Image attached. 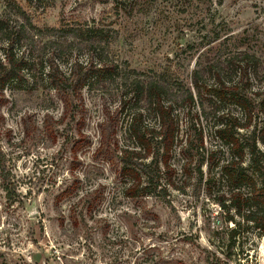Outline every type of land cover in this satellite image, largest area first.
<instances>
[{
	"label": "rangeland",
	"instance_id": "374dc122",
	"mask_svg": "<svg viewBox=\"0 0 264 264\" xmlns=\"http://www.w3.org/2000/svg\"><path fill=\"white\" fill-rule=\"evenodd\" d=\"M17 10L23 16L14 17ZM0 14L41 31L15 50L28 77L0 98V264H212L208 241L226 223L200 161L218 145L213 125L241 112L227 100L198 98L192 81L209 86L219 74L237 82L228 59L255 55L258 68L239 88L249 86L252 125L264 126V0H0ZM49 42L64 74L73 60L101 58L108 69L64 103L41 73ZM133 81L167 88L178 134L173 187L127 198L119 169L121 151L135 149L129 118L140 112L143 126H156L143 97H131ZM199 134L204 149L196 151ZM227 243L224 264H264V231L240 222Z\"/></svg>",
	"mask_w": 264,
	"mask_h": 264
},
{
	"label": "trees",
	"instance_id": "16d2710c",
	"mask_svg": "<svg viewBox=\"0 0 264 264\" xmlns=\"http://www.w3.org/2000/svg\"><path fill=\"white\" fill-rule=\"evenodd\" d=\"M20 14L21 11L17 10L14 17ZM40 32L27 18L10 20L0 14V98L3 97L6 86L28 77L23 53L18 55L15 50L25 47L26 39L31 34L38 36ZM52 45V42L48 43L51 52L42 62L43 65L40 64L41 73L48 88L62 97L64 103L79 98L89 81L98 79L102 72L108 69L101 58L95 61L91 59L85 63L73 60L67 74H64L55 61L56 55L52 52ZM258 61L255 55L248 53H239L228 59V64L239 75L237 82L221 81L219 74L216 76L217 81L209 86L198 83L195 79L192 81V88L198 98L204 94L218 103L227 100L241 112L239 119L232 117L213 125L211 138L216 140L218 145L214 146L212 151L206 152L205 159L202 158L200 161L206 166L203 185L207 189H217L214 202L224 213L223 222L233 225L228 229L225 224V227L221 228V234H217L216 239L208 241L211 249L207 250V253L212 264H224L223 260L226 256L222 252L229 248L226 242L234 241L235 236L238 235L240 222L245 228L264 231V126L256 129L252 125L254 107L244 95V92L249 90V86L243 85L242 91L239 88L245 74L255 73ZM195 75L196 72L193 73V76ZM262 92L264 95V87ZM130 94L135 102H139L143 97L146 111L152 115L156 126L150 128L143 126L140 112L129 118L125 133L135 149L121 151L122 165L119 174L128 181L123 194L127 198L153 196L158 188L160 194L166 187H173L171 179L174 168L170 164V159L177 145L178 134L177 121L172 108V103L175 101L171 100L165 86L155 82L142 86L140 82L133 81ZM185 102L188 105L193 103L189 92L186 93ZM259 102L261 103V100ZM120 104L123 108V101ZM194 142L196 151L204 149L200 134ZM184 143L191 148L192 144L189 140L185 139ZM76 150L75 145L71 151L75 153ZM217 152L220 153L218 159L213 157ZM148 158L149 161H146ZM197 172L200 182L202 173L199 167ZM160 179L164 181L162 188H160ZM230 213L232 215H229ZM233 216L238 218V221ZM163 264H171V262L165 261Z\"/></svg>",
	"mask_w": 264,
	"mask_h": 264
}]
</instances>
